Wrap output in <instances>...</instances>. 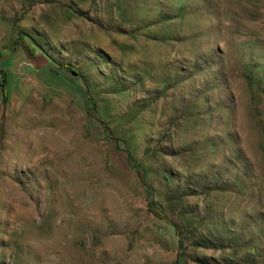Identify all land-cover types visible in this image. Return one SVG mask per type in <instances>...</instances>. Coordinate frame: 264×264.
Segmentation results:
<instances>
[{
  "label": "rangeland",
  "instance_id": "374dc122",
  "mask_svg": "<svg viewBox=\"0 0 264 264\" xmlns=\"http://www.w3.org/2000/svg\"><path fill=\"white\" fill-rule=\"evenodd\" d=\"M0 264H264V0H0Z\"/></svg>",
  "mask_w": 264,
  "mask_h": 264
},
{
  "label": "trees",
  "instance_id": "16d2710c",
  "mask_svg": "<svg viewBox=\"0 0 264 264\" xmlns=\"http://www.w3.org/2000/svg\"><path fill=\"white\" fill-rule=\"evenodd\" d=\"M61 67H62V69L68 71L69 73L75 74L77 76L81 75L79 70H77L75 67H73V66H71L69 64L62 65ZM6 84H7V82L4 80L3 84L1 85L2 93H3L4 96H6V90H7V85ZM85 86H86V88H88L87 83H85ZM151 209H153V211L155 213L157 212L154 208L151 207Z\"/></svg>",
  "mask_w": 264,
  "mask_h": 264
}]
</instances>
